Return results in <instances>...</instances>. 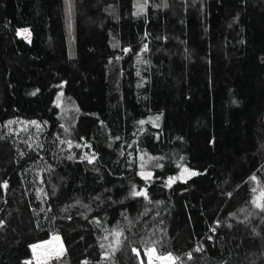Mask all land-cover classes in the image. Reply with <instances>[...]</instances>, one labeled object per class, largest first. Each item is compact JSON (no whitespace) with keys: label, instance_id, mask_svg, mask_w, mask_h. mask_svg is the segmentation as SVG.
Wrapping results in <instances>:
<instances>
[{"label":"trees","instance_id":"obj_1","mask_svg":"<svg viewBox=\"0 0 264 264\" xmlns=\"http://www.w3.org/2000/svg\"><path fill=\"white\" fill-rule=\"evenodd\" d=\"M68 53L0 0V264H264V0H75Z\"/></svg>","mask_w":264,"mask_h":264},{"label":"rangeland","instance_id":"obj_2","mask_svg":"<svg viewBox=\"0 0 264 264\" xmlns=\"http://www.w3.org/2000/svg\"><path fill=\"white\" fill-rule=\"evenodd\" d=\"M63 1V12H64V23H65V30H66V40H68L69 47H70V54L68 53L70 58L75 56V0H62ZM19 36L23 37L25 40H28L30 35L28 31H18ZM190 172L187 170H182L176 177L169 179L168 181L172 180H183ZM143 180L149 181L151 178L150 171H141L139 175ZM256 189H254V193L252 196L253 202L258 205L264 199V188L258 183ZM131 194L133 196H140L144 197L146 195V191L141 190L139 188L131 189ZM136 193H140L137 195ZM153 250V249H150ZM147 255V260L149 264H174L173 260L166 259L169 254L160 256L154 252L151 253V259L149 257V253ZM64 251V245L62 239L59 235L54 234L51 235L49 238L39 241L32 245V252H33V261L35 264H52V259L58 255H60ZM171 256V255H170ZM172 257V256H171ZM173 258V257H172Z\"/></svg>","mask_w":264,"mask_h":264},{"label":"snow or ice","instance_id":"obj_3","mask_svg":"<svg viewBox=\"0 0 264 264\" xmlns=\"http://www.w3.org/2000/svg\"><path fill=\"white\" fill-rule=\"evenodd\" d=\"M194 174V173H193ZM137 195H140V193H136ZM258 207L260 206L259 204L257 205ZM154 252V249L153 250H150V253H149V257L151 259V253ZM190 255V254H189ZM168 260H173L174 258H172L170 255L166 258Z\"/></svg>","mask_w":264,"mask_h":264},{"label":"built area","instance_id":"obj_4","mask_svg":"<svg viewBox=\"0 0 264 264\" xmlns=\"http://www.w3.org/2000/svg\"><path fill=\"white\" fill-rule=\"evenodd\" d=\"M204 248L203 244H198L197 247H196V250L197 251H200Z\"/></svg>","mask_w":264,"mask_h":264},{"label":"water","instance_id":"obj_5","mask_svg":"<svg viewBox=\"0 0 264 264\" xmlns=\"http://www.w3.org/2000/svg\"><path fill=\"white\" fill-rule=\"evenodd\" d=\"M190 175H196V173L193 174V172H191Z\"/></svg>","mask_w":264,"mask_h":264},{"label":"flooded vegetation","instance_id":"obj_6","mask_svg":"<svg viewBox=\"0 0 264 264\" xmlns=\"http://www.w3.org/2000/svg\"><path fill=\"white\" fill-rule=\"evenodd\" d=\"M141 190H144V189H141ZM145 191V190H144Z\"/></svg>","mask_w":264,"mask_h":264}]
</instances>
